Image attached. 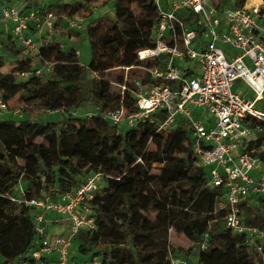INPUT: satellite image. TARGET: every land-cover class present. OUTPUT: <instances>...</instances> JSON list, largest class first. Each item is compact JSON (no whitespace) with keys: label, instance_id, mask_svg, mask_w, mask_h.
Returning <instances> with one entry per match:
<instances>
[{"label":"trees","instance_id":"16d2710c","mask_svg":"<svg viewBox=\"0 0 264 264\" xmlns=\"http://www.w3.org/2000/svg\"><path fill=\"white\" fill-rule=\"evenodd\" d=\"M98 1L50 3L46 9L72 17L78 6ZM227 1L218 0V6L228 5ZM233 1L239 8L246 0ZM112 7V17L105 14L87 24L84 32L91 58L86 66L79 63L74 49H63L53 33L47 34L40 59L53 64L50 72L17 82L15 74L27 71L30 59L10 36L11 45L0 40V69L5 53L17 62L10 72L0 73V99L8 111L27 107L24 120L0 119V264H26L37 241L30 209L10 199L19 183L24 185L20 198L46 194L56 201L92 173L103 175L101 189L90 202L96 229L74 238L75 264L93 257L100 264H170L169 256L175 252L168 241L171 231L193 245L209 232L208 247L198 253V264H257V253L242 236L224 228L222 212L215 213L222 190L206 186L207 172L196 165L186 122L162 135L153 126L123 131L100 117L69 114L93 106L133 109L130 93L114 92L112 87L122 85L125 77L149 81V75L138 68L136 54L152 47L156 6L153 0H112ZM60 25L59 20L56 28ZM122 68L129 69L127 74ZM59 110L63 113L58 120L38 121L39 112ZM149 143L152 151L146 149ZM153 166H159L157 175L152 174ZM261 203L258 199L255 205L242 206L247 225L264 228ZM260 257L264 264V251Z\"/></svg>","mask_w":264,"mask_h":264},{"label":"built area","instance_id":"2783aa9c","mask_svg":"<svg viewBox=\"0 0 264 264\" xmlns=\"http://www.w3.org/2000/svg\"><path fill=\"white\" fill-rule=\"evenodd\" d=\"M217 1L153 0L158 20L152 30V47L136 54L138 68L149 75V81L125 77L119 86L121 93H130L134 108L93 106L69 114L73 118L100 117L121 130L153 126L162 135L186 122L196 165L207 172L206 186L222 190L215 213L222 212L224 228L242 236L245 245L262 256L264 228L247 225L242 206L255 205L258 199L264 206V139L259 141L260 134L264 136V109L257 108L264 102V2L246 0L236 8L233 0L222 7ZM48 4L50 1L39 0L36 4L0 5V28L9 29L16 46L30 59L29 69L15 74L17 82L50 72L53 64L40 59V47L59 20L74 33L87 28L83 19L48 11ZM2 47L0 42V56ZM148 61L154 66L144 65ZM122 69L127 74L129 69ZM6 112L7 105L0 99V118ZM62 113L47 111L48 115ZM102 180L101 173L89 174L56 201L46 194L30 199L10 196L32 215L37 241L26 264H75L71 245L79 232L96 229L90 202ZM51 224H63L65 230L50 234ZM211 227L209 224L208 229ZM208 241L206 232L194 245L195 259L171 254L169 263L198 264V253L207 249ZM85 264L100 262L93 257Z\"/></svg>","mask_w":264,"mask_h":264},{"label":"rangeland","instance_id":"374dc122","mask_svg":"<svg viewBox=\"0 0 264 264\" xmlns=\"http://www.w3.org/2000/svg\"><path fill=\"white\" fill-rule=\"evenodd\" d=\"M47 2L50 1L52 4L54 3H62L60 0L57 2L51 1V0H46ZM232 0H228L227 3L231 2ZM3 3H9L11 0H1ZM37 0L33 2V4H36ZM64 2V1H63ZM250 4H255L260 2V0H248ZM109 15L112 17L114 14L113 12V7H112V0H99L96 3L89 4L88 6H78L75 10H73L72 17L78 18V19H83L85 22L88 24L89 22L93 21L94 19L100 18L103 15ZM127 24L133 25V21L130 19H126ZM62 25H60L59 28H55L53 32V36L58 40V43L62 42L63 43V49L68 50L70 48H75V50L78 52V59L79 63L82 66H86L91 58V53H90V48H89V42L85 36V32H71L67 31L65 33H61ZM59 31L57 32L56 30ZM0 40H3L6 43H10L11 45V40H8V37L10 36L9 34V29L7 27L0 28ZM56 31V32H55ZM62 34L63 37H59V35ZM6 56L5 58V63L4 66L0 69V73H8L11 70H13L17 62L14 58H11L8 56L6 53L4 54ZM24 55V54H23ZM237 88V87H236ZM235 87L233 90L236 89ZM120 90V87L118 85H114L112 87V91L117 92ZM251 99V96H249ZM91 107H89L86 110H89ZM258 109H264V104L259 103L257 105ZM17 109V111H15ZM25 110H27V107L25 104L18 108L10 109V111L7 112L3 116V119L5 120H10L13 122H17L19 120H24L25 119ZM84 109V111H86ZM60 118V115H48L47 113L44 112H39L38 114V121H56ZM1 119V118H0ZM122 128H124L122 126ZM121 130V129H120ZM124 131V129H122ZM147 151H152L154 149L153 145L149 143L147 145ZM158 169L159 166H153L152 169V174L157 175L158 174ZM24 190V185L22 183H19L14 189H13V194L15 197H20V191ZM207 200L203 202V205L206 206ZM168 241L171 245V248L175 251L174 254H178L179 256L183 257H190L191 260L195 259L197 257V249L196 247L191 244L186 242L184 239L177 237L173 234V231L169 233ZM173 254V255H174ZM257 264H263L262 263V258L257 254L256 257Z\"/></svg>","mask_w":264,"mask_h":264},{"label":"crops","instance_id":"0c3cea01","mask_svg":"<svg viewBox=\"0 0 264 264\" xmlns=\"http://www.w3.org/2000/svg\"><path fill=\"white\" fill-rule=\"evenodd\" d=\"M54 4V3H53ZM0 5H18V6H20V5H22V1L21 0H11V2H9V3H3V2H1V0H0ZM57 32L59 31V29L58 30H56ZM55 31V32H56ZM68 30H66L65 28H64V26L62 27V29H61V33H65V32H67ZM72 49H74L75 50V48L73 47ZM76 51V50H75ZM77 52V51H76ZM77 54H78V52H77ZM5 114H7V112L6 113H4L3 115H2V117L1 118H3V116L5 115ZM49 233L50 234H61L64 230H65V226L63 225V224H51L50 226H49Z\"/></svg>","mask_w":264,"mask_h":264}]
</instances>
